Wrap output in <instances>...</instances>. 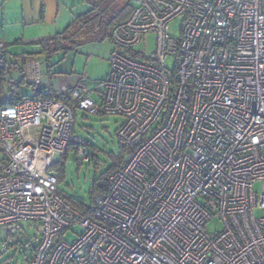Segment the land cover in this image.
Masks as SVG:
<instances>
[{
    "label": "built area",
    "instance_id": "2783aa9c",
    "mask_svg": "<svg viewBox=\"0 0 264 264\" xmlns=\"http://www.w3.org/2000/svg\"><path fill=\"white\" fill-rule=\"evenodd\" d=\"M126 1L103 80L0 102L3 249L23 241L26 264H264V0ZM8 56L0 40V67ZM98 108L127 150L73 205L59 165L76 147L90 160L73 130Z\"/></svg>",
    "mask_w": 264,
    "mask_h": 264
},
{
    "label": "rangeland",
    "instance_id": "374dc122",
    "mask_svg": "<svg viewBox=\"0 0 264 264\" xmlns=\"http://www.w3.org/2000/svg\"><path fill=\"white\" fill-rule=\"evenodd\" d=\"M17 1L18 0H14V2ZM46 2L48 3V0H46ZM49 10L48 6L45 13L46 18H50L51 16L48 14ZM76 11L77 7H74L72 11H70L69 8L64 9L65 15L63 16V22H61L62 28L73 18ZM4 14L5 17L3 16ZM12 16L13 15L10 14L7 9H5L4 13L0 9V40L5 41L8 39L7 42H10L7 78L19 80L21 77L20 72L18 69L14 68V66L22 64L20 55L38 50L37 46L29 44L28 42L33 39L52 36L55 34L56 30L50 29L47 19L45 20V24L40 26L37 24H28L26 29L25 27H22V29L19 27V30H16V37H7V32H9L11 24H13L12 27H14V23L16 22V19ZM18 21H20V19H18ZM180 21V18H175L170 21L169 31L172 34H178ZM16 38H20L21 43H13V40ZM154 44L155 36L153 34H148L145 38L144 45H141V47H143L146 52H151L154 49ZM111 48V42L109 40H104L102 42L85 43L76 50L67 53L65 56L62 53H58L51 56L49 63L52 65V68H50L48 72L47 63L41 54L29 55L23 62L27 85L23 84L21 91L29 95L32 93V87L34 86L36 89H51L56 85L67 83V80L71 76L76 77V81L81 78L89 85L97 84L108 73V56ZM175 63V56L170 55L165 59V65L168 69H172ZM93 97H96L95 94H93ZM121 121L122 119L118 116H108L101 113L86 114V116H84L81 111L76 112L74 133L89 141L95 148L90 146L89 143L85 144L86 149L89 151L87 155L90 160H88V162H81L83 158L81 159L78 157L77 147L74 149L75 152L73 150L68 152L64 159L65 176L63 180L58 182V189L60 191L68 197L83 200L86 204L89 203L88 191L92 180L103 170L105 162H109L108 153L117 154L118 152V140L115 132ZM78 147L82 148L83 146L80 145ZM91 151H93L101 165L98 169L94 168V163L97 160L95 161L93 159ZM79 233L80 228L75 226L72 231L66 233L64 239L71 241ZM28 234L32 235L33 232L29 230ZM5 239L6 236L0 232V264H25L27 255L25 246L20 244L10 245L9 243L5 246V249H3Z\"/></svg>",
    "mask_w": 264,
    "mask_h": 264
},
{
    "label": "trees",
    "instance_id": "16d2710c",
    "mask_svg": "<svg viewBox=\"0 0 264 264\" xmlns=\"http://www.w3.org/2000/svg\"><path fill=\"white\" fill-rule=\"evenodd\" d=\"M86 6L87 10L77 16H75L61 31H58L54 35L45 38H39L33 41H30L29 44L37 46V51L26 52L27 54H21L20 58L22 60L21 65H15L14 68L18 69L20 72L19 80H12L7 78L8 73V58L7 65L5 67H0V102L3 104L13 103L15 100L26 96L21 89L23 84L27 85L25 79V72L23 68L24 59L29 55L41 54L45 62L47 63V72L52 68V65L49 63L51 56L58 53H62L64 56L76 50L79 46L89 43V42H102L104 40L110 39V32L112 28L127 19L131 13L132 5L126 0H81ZM19 42L18 40L15 43ZM10 55V51H9ZM31 86V85H30ZM42 91V88L36 89L32 87V93L27 96L33 97L39 95ZM97 114L101 113V110L98 108L95 112ZM86 116V114H83ZM104 115V114H103ZM117 130V129H116ZM116 134V132H115ZM117 137V136H116ZM84 139V138H83ZM118 140V152L117 154L108 153L109 162L104 165L103 170L96 176L91 183L90 189L88 191V201L93 202L94 196L97 193H102L107 187L108 176L115 171L116 169L121 168L124 155L127 148ZM87 144L95 148L89 141L85 140ZM96 151V149H95ZM86 152L89 154L88 149ZM93 159L96 161L97 158L93 151H91ZM95 157V158H94ZM66 156L64 157V159ZM64 159L60 163L58 182L64 178ZM97 160L94 163V168H100V163ZM90 162V161H89ZM60 191V190H59ZM62 192V191H60ZM62 194L71 201L73 205H84L83 200H78L72 197H68L63 192ZM13 243V244H12ZM10 245L20 244L24 246L23 241H17L16 243L12 242ZM9 244V243H8ZM30 253L27 251L25 258V264L28 260Z\"/></svg>",
    "mask_w": 264,
    "mask_h": 264
},
{
    "label": "crops",
    "instance_id": "0c3cea01",
    "mask_svg": "<svg viewBox=\"0 0 264 264\" xmlns=\"http://www.w3.org/2000/svg\"><path fill=\"white\" fill-rule=\"evenodd\" d=\"M48 3L46 2V0H29V1L18 0L17 2H14V0H0V9L3 11V13L5 9H7L9 13L13 15L12 17L16 19L15 20L16 22L14 23L15 26L12 27L13 24H11L9 32H7V37L13 38L16 35L17 32L16 30H19L18 29L19 27H21L20 29H22V27H25L26 29V26L28 24H37L38 26H40L42 24H45V20L47 19L49 21L50 29L51 28L53 30L55 29L56 30L55 33H57L58 31H61L63 29L61 22H63V16L65 15L64 9L69 8V10L72 11L74 7H77V11L74 13L73 18L87 10V6L81 0H48ZM48 6L50 9L48 13L51 15L50 18H46L45 15L46 8L48 9ZM3 16L5 17V14ZM18 19H20V21H18ZM41 38H45V37H41ZM7 40H5V42L9 47L10 42H7ZM16 40L19 41L17 43H21L20 38L14 39L13 43H15ZM108 67H109V63H108ZM106 75L101 80H103L106 77ZM67 81H68L67 83L65 82V84L62 85H71L75 83L76 77L71 76ZM56 86H60V85H56Z\"/></svg>",
    "mask_w": 264,
    "mask_h": 264
}]
</instances>
